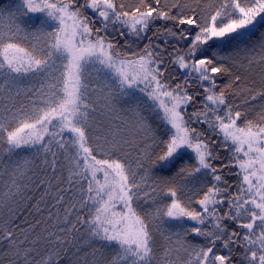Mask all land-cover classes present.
Segmentation results:
<instances>
[{
  "label": "snow or ice",
  "instance_id": "snow-or-ice-1",
  "mask_svg": "<svg viewBox=\"0 0 264 264\" xmlns=\"http://www.w3.org/2000/svg\"><path fill=\"white\" fill-rule=\"evenodd\" d=\"M0 245L264 264V0L0 7Z\"/></svg>",
  "mask_w": 264,
  "mask_h": 264
},
{
  "label": "trees",
  "instance_id": "trees-1",
  "mask_svg": "<svg viewBox=\"0 0 264 264\" xmlns=\"http://www.w3.org/2000/svg\"><path fill=\"white\" fill-rule=\"evenodd\" d=\"M25 215L22 214L20 217L17 218L15 223L21 225L22 227H26L23 223ZM31 219V217H29ZM87 241H84L83 244L86 245ZM0 250H2V245H0ZM76 252V248L72 247L71 245L68 246V251L66 253H61L62 259L60 260V264H74L73 261V253Z\"/></svg>",
  "mask_w": 264,
  "mask_h": 264
},
{
  "label": "rangeland",
  "instance_id": "rangeland-1",
  "mask_svg": "<svg viewBox=\"0 0 264 264\" xmlns=\"http://www.w3.org/2000/svg\"><path fill=\"white\" fill-rule=\"evenodd\" d=\"M17 3V0H0V7H10Z\"/></svg>",
  "mask_w": 264,
  "mask_h": 264
}]
</instances>
